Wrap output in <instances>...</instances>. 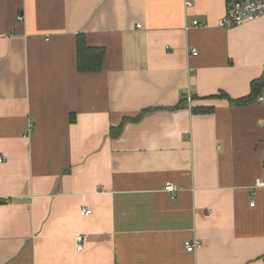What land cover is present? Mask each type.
I'll return each mask as SVG.
<instances>
[{
	"label": "crops",
	"instance_id": "0c3cea01",
	"mask_svg": "<svg viewBox=\"0 0 264 264\" xmlns=\"http://www.w3.org/2000/svg\"><path fill=\"white\" fill-rule=\"evenodd\" d=\"M186 1L0 0V264H264V16Z\"/></svg>",
	"mask_w": 264,
	"mask_h": 264
},
{
	"label": "built area",
	"instance_id": "2783aa9c",
	"mask_svg": "<svg viewBox=\"0 0 264 264\" xmlns=\"http://www.w3.org/2000/svg\"><path fill=\"white\" fill-rule=\"evenodd\" d=\"M186 3L190 4L191 2L187 0ZM262 16H264V0H228V10L225 15L220 18L218 25L222 28H231L246 22L254 21ZM194 25H198V21H194ZM190 52L193 55L198 54L196 49H191ZM183 96L188 104L191 105L194 102V97L190 89L185 90ZM263 100L264 97L260 96L259 101ZM5 160L6 158L4 156H0V162H4ZM260 184L264 185V182ZM164 190L175 196L178 188L176 185L167 184ZM251 205H254V201L251 202ZM81 212L83 215H89L92 213V210L83 209ZM76 240L77 249L82 250L84 247V237L78 235ZM201 247L202 243L199 241L191 240L186 242V249L188 252H193Z\"/></svg>",
	"mask_w": 264,
	"mask_h": 264
},
{
	"label": "trees",
	"instance_id": "16d2710c",
	"mask_svg": "<svg viewBox=\"0 0 264 264\" xmlns=\"http://www.w3.org/2000/svg\"><path fill=\"white\" fill-rule=\"evenodd\" d=\"M77 47H78V69L81 72L93 71L98 72L101 71L103 68L106 50L103 47H92L89 46L83 34L78 35L77 40ZM264 91V76L252 81L251 83V93L248 96L233 99L226 95L225 93L220 94L218 97H222L227 99L231 105L235 106H246L252 103L258 102L259 97L263 94ZM152 109L143 110L137 117L135 118H125L124 122L118 128V134L121 132L124 124L128 121L137 122L140 121L146 113L150 112ZM204 112L210 111L209 109H194V112ZM212 111V110H211ZM113 136H116L114 134ZM264 259V256H263Z\"/></svg>",
	"mask_w": 264,
	"mask_h": 264
}]
</instances>
